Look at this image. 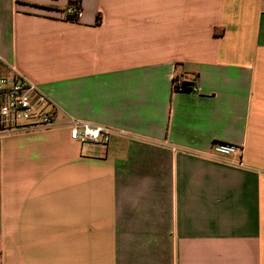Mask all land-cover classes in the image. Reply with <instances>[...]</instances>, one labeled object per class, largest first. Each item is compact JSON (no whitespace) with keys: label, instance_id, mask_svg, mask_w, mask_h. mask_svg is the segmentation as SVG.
Segmentation results:
<instances>
[{"label":"crops","instance_id":"0c3cea01","mask_svg":"<svg viewBox=\"0 0 264 264\" xmlns=\"http://www.w3.org/2000/svg\"><path fill=\"white\" fill-rule=\"evenodd\" d=\"M11 67L57 116L3 134L0 264H264V0H0Z\"/></svg>","mask_w":264,"mask_h":264},{"label":"built area","instance_id":"2783aa9c","mask_svg":"<svg viewBox=\"0 0 264 264\" xmlns=\"http://www.w3.org/2000/svg\"><path fill=\"white\" fill-rule=\"evenodd\" d=\"M64 14L67 19L78 20L81 9L78 4H69ZM10 78L0 76V144L3 134L12 130L50 129L55 125L57 107L55 103L32 80L19 74L14 67ZM183 78L176 77L175 90L182 89ZM194 89L190 84L188 90ZM174 90V89H173ZM69 138L79 143L93 142L106 145L114 134H122L111 127L68 119ZM241 146L231 142H215L212 152L220 156L240 155ZM242 165V162L234 163Z\"/></svg>","mask_w":264,"mask_h":264},{"label":"trees","instance_id":"16d2710c","mask_svg":"<svg viewBox=\"0 0 264 264\" xmlns=\"http://www.w3.org/2000/svg\"><path fill=\"white\" fill-rule=\"evenodd\" d=\"M76 2H79V1H74L75 4H77ZM70 4H72V3H70ZM177 77H178V76H177ZM175 78H176V77H175ZM175 78H174L173 81H172V82H173L172 87H173L174 90H175V86H174ZM179 78H180V77H179ZM190 84H192V83L183 82V83H182V88H183L182 90H183V91H188V87L190 86Z\"/></svg>","mask_w":264,"mask_h":264}]
</instances>
